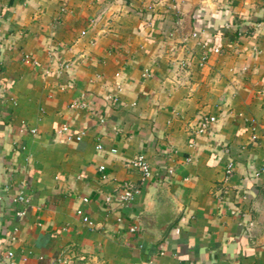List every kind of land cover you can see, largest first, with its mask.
<instances>
[{
    "label": "crops",
    "instance_id": "1",
    "mask_svg": "<svg viewBox=\"0 0 264 264\" xmlns=\"http://www.w3.org/2000/svg\"><path fill=\"white\" fill-rule=\"evenodd\" d=\"M0 264H264V0H0Z\"/></svg>",
    "mask_w": 264,
    "mask_h": 264
},
{
    "label": "built area",
    "instance_id": "2",
    "mask_svg": "<svg viewBox=\"0 0 264 264\" xmlns=\"http://www.w3.org/2000/svg\"><path fill=\"white\" fill-rule=\"evenodd\" d=\"M216 51H219V49L216 48ZM212 120H214V118H212ZM133 164L137 168H139V170L142 171V173L144 174L145 177L150 176V174H151V166H150V164H149V162L146 159V156L144 154H141L137 158H135V160L133 161ZM231 167H232V162H230V164H229V168L230 169H231ZM102 168H103V166H102ZM136 191L137 190L133 186H131V185L126 183L124 185V187H123V191H122V193L120 195V199L124 200V201H129V200H131L133 198V195H134V193ZM16 200L18 202H23V201L26 200V197H25V195L20 194ZM85 220H87L86 217H85Z\"/></svg>",
    "mask_w": 264,
    "mask_h": 264
}]
</instances>
